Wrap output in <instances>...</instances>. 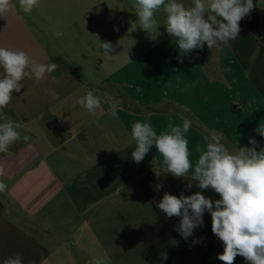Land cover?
<instances>
[{
  "label": "crops",
  "instance_id": "0c3cea01",
  "mask_svg": "<svg viewBox=\"0 0 264 264\" xmlns=\"http://www.w3.org/2000/svg\"><path fill=\"white\" fill-rule=\"evenodd\" d=\"M10 3L15 7L0 17V47L59 67L39 82L25 76L0 111V123L19 122L17 131L29 137L0 152V181L7 185L0 192V264L17 254L23 264H90L94 257L105 264H223L210 213L184 239L177 227L167 230L137 181L152 171L171 195L200 191L213 201L219 195L199 189L193 169L184 177L166 173L155 146L134 162L131 131L146 122L160 135L170 122L189 119L193 166L212 131L229 151L249 146L250 137L257 151L264 148L256 131L264 124V0H253L235 40L205 44L181 59L175 38L159 34L166 31L162 10L155 13L159 32L143 30L132 6L131 20L120 17V3L135 0L109 7L105 0H38L27 14L19 0ZM103 42L112 43L111 56ZM92 88L118 102L115 117L107 103L95 115L78 104ZM234 264L248 262L237 256Z\"/></svg>",
  "mask_w": 264,
  "mask_h": 264
},
{
  "label": "clouds",
  "instance_id": "9594fccd",
  "mask_svg": "<svg viewBox=\"0 0 264 264\" xmlns=\"http://www.w3.org/2000/svg\"><path fill=\"white\" fill-rule=\"evenodd\" d=\"M19 4L27 14L38 5V0H19ZM13 7L10 0H0V17ZM254 7L253 0H193V5L188 7L177 0H135L139 24L145 31L157 29L155 13L162 10L166 14V31L175 38L181 54L178 59L194 49H203L205 44L212 49L235 40L241 31L240 21ZM100 45L103 53L111 56L112 43ZM58 67L56 63H39L24 51L0 47V68L3 69L0 73V111L11 102L13 91H21L20 81L25 76L34 77L39 82ZM98 93L99 89L92 88L77 102L92 115L98 109L103 113L101 105L107 103L108 114L115 117L118 102L107 93ZM51 95L53 99L59 98L55 92ZM191 126V121L185 118L182 125L170 122L168 130L157 135L149 123H133L131 137L136 147L131 153L132 159L140 163L155 146L163 156L166 173L184 177L193 169L192 179L198 188L212 189L220 199L213 201L200 191L179 197L165 192L157 207L169 218H180L176 230L184 239L203 226V214L207 211L211 215V231L223 244L218 260L223 264H234L235 258L241 256L248 264H264V148L257 151L258 142L250 137L249 146L229 151L223 135L212 131L206 137V149L198 150L200 155L193 166L185 138ZM22 127L21 123L11 119L0 123V152L8 151L10 145L21 139L24 142L29 140L28 136L21 137L17 131ZM256 131L264 137V124L258 125ZM6 188L7 185L0 181V192ZM195 242L199 243L200 238ZM3 264H23V261L17 254L4 259ZM90 264L105 262L102 257H94Z\"/></svg>",
  "mask_w": 264,
  "mask_h": 264
},
{
  "label": "trees",
  "instance_id": "16d2710c",
  "mask_svg": "<svg viewBox=\"0 0 264 264\" xmlns=\"http://www.w3.org/2000/svg\"><path fill=\"white\" fill-rule=\"evenodd\" d=\"M74 68V66H70ZM141 191L144 196L148 200V202L152 205L154 210L156 211L159 219L165 225L169 232L175 231L176 227L179 225V217H167L158 207L157 204L162 199L165 191L159 183L158 178L155 173L150 171L137 181ZM155 201L156 203H153Z\"/></svg>",
  "mask_w": 264,
  "mask_h": 264
},
{
  "label": "rangeland",
  "instance_id": "374dc122",
  "mask_svg": "<svg viewBox=\"0 0 264 264\" xmlns=\"http://www.w3.org/2000/svg\"><path fill=\"white\" fill-rule=\"evenodd\" d=\"M106 1V3H105V5L106 6H111V5H113V3H112V0H105ZM115 4V3H114ZM187 5V4H186ZM190 5V4H189ZM131 6L133 7V10L135 11V3L134 4H128V3H120V14H121V18L122 17H124V20H126V21H128V20H131V19H129V17L130 16H132L133 15V12H132V9H131ZM188 7V6H187ZM109 10H111V8H109ZM56 11H58V10H56ZM114 12V11H113ZM136 12V11H135ZM157 13H159V12H157ZM124 14H126V16H124ZM134 16V15H133ZM135 16H137L138 17V15L137 14H135ZM157 21H158V24H159V20L157 19ZM109 22V20H105V27H107V23ZM156 30V32H159L160 30L159 29H155ZM163 31V30H162ZM162 31H160V33L159 34H162V39L164 38L165 40H169V39H173V37H170L169 36V34L167 33V31H165V32H162ZM107 74V70L105 69H103V71L100 73V76L101 77H105V75ZM86 75H88L87 74V72H86ZM89 76V75H88Z\"/></svg>",
  "mask_w": 264,
  "mask_h": 264
}]
</instances>
